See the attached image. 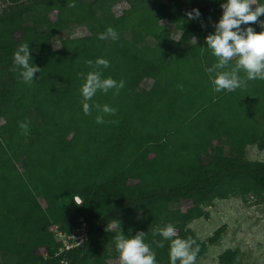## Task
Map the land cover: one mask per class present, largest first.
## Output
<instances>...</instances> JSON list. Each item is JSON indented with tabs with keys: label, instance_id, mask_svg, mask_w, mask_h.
I'll return each mask as SVG.
<instances>
[{
	"label": "trees",
	"instance_id": "16d2710c",
	"mask_svg": "<svg viewBox=\"0 0 264 264\" xmlns=\"http://www.w3.org/2000/svg\"><path fill=\"white\" fill-rule=\"evenodd\" d=\"M222 2L0 0V264H109L121 231L145 232L157 264H169L170 241L154 235L167 224L172 239L196 241L199 257L205 243L186 228L207 217L205 206L230 195L264 201V161L247 157L249 146H264V79L241 70L243 86L216 92L206 72L217 58L204 38ZM193 9L201 15L189 19ZM77 27L87 38L75 43ZM109 27L117 38L100 39ZM140 29L149 40L139 41ZM22 43L40 68L34 82L13 62ZM91 71L124 86L97 90L85 114L81 86ZM105 104L115 113L95 107ZM80 217L86 240L62 251L56 231L75 232ZM236 253L221 252L219 263L233 264Z\"/></svg>",
	"mask_w": 264,
	"mask_h": 264
},
{
	"label": "clouds",
	"instance_id": "9594fccd",
	"mask_svg": "<svg viewBox=\"0 0 264 264\" xmlns=\"http://www.w3.org/2000/svg\"><path fill=\"white\" fill-rule=\"evenodd\" d=\"M253 3L258 6L254 8ZM222 14L214 24V30L205 36L204 43L211 49L217 62L206 68L209 79L214 87V91L222 90L234 91L243 86L246 80L264 79V20L259 17L264 16V3L259 0H223L220 4ZM198 9H193L188 13L189 19L200 16ZM260 27L257 32L252 25ZM110 36L113 40L117 38V33L109 27L105 33H100L99 38L105 39ZM237 57L234 66H230V60ZM13 62L20 69V76L24 82H34V74L40 68L32 62L30 46L22 43L13 54ZM92 65V61H87ZM97 66L107 68L109 61L98 58L95 61ZM221 69H224L221 71ZM243 70L246 73V80L241 78L239 73ZM37 78V77H36ZM124 82H117L111 77L102 78L100 71H91L86 74L85 82L81 86L83 98V111L90 113V105L87 103L100 90L107 93L112 88H122ZM103 113L114 114L116 109L108 105H95ZM96 122L103 123V116L97 115ZM21 129L28 130V124L21 123ZM79 203V201H77ZM175 233V226L167 224L163 228H158L155 234L160 235L163 240H169V264H195L199 245L193 239H172ZM145 232L138 231L131 238H126L121 231L114 237L115 247L119 252L121 264H157L156 253L144 242ZM163 240L157 242L158 246H163ZM195 245V247H193Z\"/></svg>",
	"mask_w": 264,
	"mask_h": 264
},
{
	"label": "rangeland",
	"instance_id": "374dc122",
	"mask_svg": "<svg viewBox=\"0 0 264 264\" xmlns=\"http://www.w3.org/2000/svg\"><path fill=\"white\" fill-rule=\"evenodd\" d=\"M254 6V4H253ZM255 7V6H254ZM124 8L122 5L115 7L116 13ZM169 22L177 20L169 19ZM149 30H139V41L149 40ZM70 41L80 42L86 39V32L76 28L69 33ZM57 46V44L55 43ZM151 78L156 75L155 69H150ZM247 157L264 161V146H249ZM138 179L133 175L128 183V188ZM189 204H183L181 210L187 209ZM207 217H200L187 224L194 236L205 243V252L196 258L195 264H220L218 255L225 250H236L233 264H264V201L256 197H241L230 195L226 199H216L211 205L204 207ZM140 219L135 215L134 220ZM223 228L217 242L208 240L214 232ZM111 250V248L109 249ZM109 264H121L119 258L108 259Z\"/></svg>",
	"mask_w": 264,
	"mask_h": 264
},
{
	"label": "built area",
	"instance_id": "2783aa9c",
	"mask_svg": "<svg viewBox=\"0 0 264 264\" xmlns=\"http://www.w3.org/2000/svg\"><path fill=\"white\" fill-rule=\"evenodd\" d=\"M75 202L78 203L77 201L80 200L78 197L74 198ZM75 232H72L71 234L64 233L63 231L59 230L56 231L55 235L57 236L59 242L62 244L61 250H69L76 248L86 240L87 236V225L85 221L80 217L76 219L75 221ZM55 229H57L55 227Z\"/></svg>",
	"mask_w": 264,
	"mask_h": 264
}]
</instances>
